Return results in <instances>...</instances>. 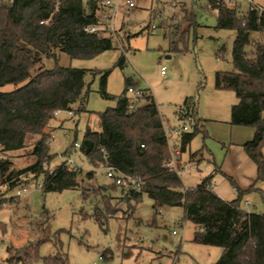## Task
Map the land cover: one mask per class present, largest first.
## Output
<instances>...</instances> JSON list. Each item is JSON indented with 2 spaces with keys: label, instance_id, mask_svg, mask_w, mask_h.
I'll return each instance as SVG.
<instances>
[{
  "label": "trees",
  "instance_id": "16d2710c",
  "mask_svg": "<svg viewBox=\"0 0 264 264\" xmlns=\"http://www.w3.org/2000/svg\"><path fill=\"white\" fill-rule=\"evenodd\" d=\"M209 4L217 11V27L236 31L235 70L218 71L216 87L233 90L238 98L229 123L255 130L253 138L243 147L257 165V182H263L264 9L252 5L247 13L241 14L238 7L229 6L224 0H209ZM99 8L100 0L88 3L60 0L58 8L52 0H0V87L14 85L11 90L0 89V195L2 187L7 188L6 193L19 185L27 188L30 180L36 181L43 175L44 192L79 189L84 200L100 195L102 200L91 211L79 212L83 218L91 217L104 226L116 214L115 202L122 201L135 211L146 194L153 200L155 213L163 207H184L185 218L196 225L193 241L222 248L215 264H264V212L248 211L241 206L244 194L259 188L253 185L248 191L242 190L230 177L238 196L227 201L213 191L210 173L195 188L186 189L179 165V172L166 165L171 154L164 119L149 89L140 90L142 93L137 95L138 101L146 100L145 104L132 101L125 93L116 97L115 107L99 113L100 130L88 127L79 146L74 143L92 167L113 166L137 177L140 188L114 181L111 186L95 185L94 170L83 175L80 166L69 170L66 161L51 168L54 154L50 147V121L56 116L55 110L74 111V105L78 104L76 111L81 112L86 110L87 100V69L59 64L57 50L72 58H92L111 49L112 36L84 30L98 22ZM49 17L52 22L40 23ZM44 58H54L55 65L43 68ZM123 62L122 57L119 63ZM106 76L102 77L103 90ZM179 114L194 122L196 132L203 131L204 137H209L201 124L203 119L198 117L194 98H186ZM196 132H182L181 152L190 145ZM25 148H31L29 164L14 167L9 153ZM117 188L121 189L120 197L114 195ZM4 202L0 199V207ZM40 242L21 248L10 245L8 253L18 255L17 264H28L38 258ZM12 259L8 257L6 263L14 264ZM58 260L60 264H68V257L60 254L45 258V264Z\"/></svg>",
  "mask_w": 264,
  "mask_h": 264
},
{
  "label": "rangeland",
  "instance_id": "374dc122",
  "mask_svg": "<svg viewBox=\"0 0 264 264\" xmlns=\"http://www.w3.org/2000/svg\"><path fill=\"white\" fill-rule=\"evenodd\" d=\"M134 1L135 7L122 6L117 12L118 36L110 34L111 49L92 58H72L57 50L59 64L87 69V100L86 110L76 111L79 105L75 104L73 115L62 112L50 121V147L54 154L51 168L71 158L83 169V175L94 170L92 182L95 185L113 184L106 176L105 167H92L74 143H81L88 127L100 130L99 113L115 107L116 97L125 93L132 101H138L137 94L128 91L130 85L136 91L149 89L152 92L164 119L170 146L176 144L180 148L182 132H196L194 122L181 118L179 112L186 98L197 101L198 117L214 120L201 121L211 132L209 137L197 131L190 145L181 152L180 176L184 186L195 188L212 172L213 187L225 182L226 187L237 193L226 176L240 177L239 168L245 163L237 153L231 154L226 140L230 139L233 128L243 131L239 136L233 134L237 142L245 138V133L252 136L255 130L229 123L232 106L238 98L233 90L216 87L218 71L235 70L236 31L217 27V11L211 8L209 0ZM226 4L238 7L241 14L247 13L252 5L264 9V0H230ZM55 62L54 58H44L43 68H52ZM106 74L107 84L103 90L102 77ZM13 88L12 84L0 87ZM138 102L145 104L146 100ZM183 125L187 126L186 130ZM213 127L219 129L210 131ZM30 150L9 153L14 167L24 168L29 164ZM193 154L196 155L193 157ZM216 165L222 171L216 170ZM35 180H30L27 190L19 196L17 191L24 185L7 193L6 187L1 188L0 199L5 202L0 207V264H8V257H14L11 263L17 264L18 255L8 253L10 245L21 248L39 241L42 242L38 258L28 264H45V258L58 254L68 257V264H215L222 254L221 247L193 241L196 225L185 218L183 206L163 207L155 213L153 200L144 194L135 211L122 201L115 202V216L101 226L91 217L83 218L79 212L91 211L102 200L100 195L84 200L79 189L44 192L43 175ZM257 185L264 190V181ZM251 194L245 193L242 197V208L264 210V191ZM114 195L120 197L121 189L117 188ZM11 197L14 199L9 200ZM246 200L251 204H245ZM101 255L103 258L99 259ZM54 264H60L59 260Z\"/></svg>",
  "mask_w": 264,
  "mask_h": 264
},
{
  "label": "built area",
  "instance_id": "2783aa9c",
  "mask_svg": "<svg viewBox=\"0 0 264 264\" xmlns=\"http://www.w3.org/2000/svg\"><path fill=\"white\" fill-rule=\"evenodd\" d=\"M9 2H12V0H8ZM55 2L56 7L58 8L59 4H60V0H52ZM85 3L90 2L91 0H83ZM226 1H230V0H224ZM125 7L126 9H131L133 7H135V1L134 0H100V17L98 19V22L89 26H86L84 28V30L86 32L89 33H99L102 35H110L113 34L115 36H118L117 33V29L115 27V20H116V15L117 12L119 10L120 7ZM260 8V7H259ZM52 22V17H49L47 19L41 20L40 23H50ZM162 73L165 72V67H162L161 70ZM129 92H135L137 95H140L142 92L141 91H136L133 86H130L128 88ZM62 112H67L69 115H73L74 111L73 110H66L63 111L61 109H57L55 110L54 114L56 116L60 115ZM186 111L183 112L184 115H186ZM183 129L186 130L187 126L183 125ZM168 139H170V137L168 136V133L166 132ZM76 146H79V143H76ZM142 146H144V144H142ZM169 147H170V154L171 157L170 159H168L166 161V165L172 169H175L179 172V168H178V163H179V158L181 155V148H179L176 144L175 145H171L169 143ZM102 152H103V156L106 159L107 155L105 153V148L102 147L101 148ZM67 164V168L69 170L74 169L77 164L71 159L69 158L66 161ZM105 170H106V176L110 179H112L114 182H116L117 184H120L122 186L125 187H133V188H140V183H139V179L135 176L129 175V174H125L119 170H117L115 167L113 166H105ZM19 186H23V185H19ZM187 189V188H186ZM27 188L25 186H23L22 188H19L17 191V195L19 196L22 192L26 191ZM246 204H250L249 201L246 202ZM256 206H258V204H256ZM160 212V210H159ZM174 233H176V231H174ZM103 256L101 255L99 257V259H102ZM93 264H98V263H93Z\"/></svg>",
  "mask_w": 264,
  "mask_h": 264
},
{
  "label": "crops",
  "instance_id": "0c3cea01",
  "mask_svg": "<svg viewBox=\"0 0 264 264\" xmlns=\"http://www.w3.org/2000/svg\"><path fill=\"white\" fill-rule=\"evenodd\" d=\"M162 73V72H161ZM163 74V73H162ZM203 119V118H202ZM211 120H214V119H203L202 122H206V123H209L211 122ZM216 120V119H215ZM230 122V121H229ZM202 124V123H201ZM205 125V123H204ZM206 127V126H205ZM210 129V128H209ZM214 129H219L217 127H213L210 131L214 130ZM207 130V129H206ZM242 129H231L230 130V139L229 140H226L228 145H229V150H232L231 151V154L233 153H237L238 157L240 158V160H242V163H245L243 166H241L239 169L241 172L240 174V177L238 176H235V178L233 179L236 183V185L242 189V190H245V191H248L253 185H256L257 188H259V190H253V191H250V192H246L247 194L249 193H252V194H262V192L264 191L262 187H258L257 184H259V182H257V165L256 163L249 157V155L246 153V151L244 150V147H243V144L245 142H247L248 140L252 139L253 136H254V132L252 134V136H248V133L246 135L245 133V138L243 140H241L240 142H237L234 140L233 138V134L236 135V136H239L243 133V131H241ZM208 133L210 134L211 132H209L208 130ZM213 133V132H212ZM210 136V135H209ZM226 146V143H224V147ZM196 155V154H195ZM194 155V156H195ZM193 156V157H194ZM196 158V157H195ZM181 155H180V158H179V163H180V168H181ZM252 160V161H251ZM254 162V163H253ZM253 163V164H252ZM179 165V164H178ZM216 170H220V166L216 165ZM180 173V172H179ZM212 173V172H211ZM210 174V173H209ZM224 175H227L226 173H223ZM226 177H229L230 176H226ZM204 178V177H203ZM202 178V179H203ZM232 178V177H231ZM201 179V181H202ZM238 182H237V181ZM228 186V185H227ZM229 187V186H228ZM228 187H226V183L225 182H221L220 185H216L215 187H213V191L218 195L220 196L222 199L224 200H227V201H231V200H234L237 198L238 196V192L236 193L235 191H231ZM236 189V187H235ZM237 190V189H236ZM251 194V195H252ZM249 201V200H246V202ZM245 202V204H246ZM250 202V201H249ZM258 203V202H257ZM251 204V202H250ZM259 206H257L258 208ZM258 212V211H256ZM259 212H264V210H260Z\"/></svg>",
  "mask_w": 264,
  "mask_h": 264
}]
</instances>
